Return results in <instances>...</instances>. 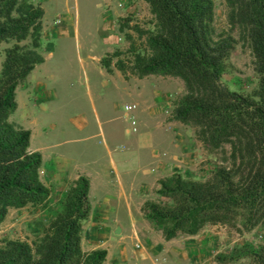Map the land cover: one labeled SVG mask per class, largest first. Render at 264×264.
Returning <instances> with one entry per match:
<instances>
[{"label": "rangeland", "instance_id": "1", "mask_svg": "<svg viewBox=\"0 0 264 264\" xmlns=\"http://www.w3.org/2000/svg\"><path fill=\"white\" fill-rule=\"evenodd\" d=\"M28 1L44 11L38 50L43 63L18 85L9 121L30 131L29 149L41 154L39 176L50 197L42 206L10 209L0 224V245L8 239L32 244L42 236L69 187L83 176L90 184L91 211L82 225L81 247L106 250L103 264H220L217 256L232 258L245 245L264 246L261 227L238 233L227 225H207L195 236L180 234L165 243L142 212L147 201H167L156 194L161 180L179 174L204 181L223 156L206 150L193 127L173 120L174 103L185 94L180 79H139L116 68L118 61L130 65V44L134 53H146V35L137 30H154L149 6L143 0ZM212 1L216 34L234 39L221 83L251 94L258 75L249 42L229 24L227 0ZM14 44H0V71L5 50ZM116 52L107 73L102 60ZM162 245L165 257L166 251L174 253L166 263L144 258Z\"/></svg>", "mask_w": 264, "mask_h": 264}, {"label": "trees", "instance_id": "2", "mask_svg": "<svg viewBox=\"0 0 264 264\" xmlns=\"http://www.w3.org/2000/svg\"><path fill=\"white\" fill-rule=\"evenodd\" d=\"M143 1L154 20L153 31L137 30L146 35V53H134L130 44V65L118 61L116 68L139 79H180L185 94L174 103L173 120L193 127L206 150L223 155L204 181L179 174L161 180L156 194L167 201L145 202V218L166 241L180 234L195 236L207 225H227L238 233L258 226L264 230V0H227L228 22L249 42L254 58L258 85L251 94L221 83L234 39L216 34L212 0ZM43 15V9L28 0H0V44L15 42L5 50L0 71V224L10 209L42 206L50 197L39 176L41 154L29 149L30 131L9 121L17 109L18 85L43 63L38 52ZM27 39L30 43L21 46ZM119 55L102 60L107 73L110 59ZM89 189V180L78 177L42 236L32 244L3 241L0 264H103L106 250L84 252L81 247L82 225L91 211ZM216 259L220 264L241 259L264 264V246L245 245L232 258Z\"/></svg>", "mask_w": 264, "mask_h": 264}, {"label": "crops", "instance_id": "3", "mask_svg": "<svg viewBox=\"0 0 264 264\" xmlns=\"http://www.w3.org/2000/svg\"><path fill=\"white\" fill-rule=\"evenodd\" d=\"M158 144V143H157ZM159 145V144H158ZM159 147V146H158ZM162 148H164V147H162ZM150 150H151V152H153L155 149H153V148H151L150 147ZM128 217H131V219H132V216H128ZM130 219V218H129ZM165 243H168V242H170V241H166L165 239L163 240ZM150 249V248H149ZM150 254H148L147 252H145V254H148V255H146V257H145V254L143 253V256H144V258L146 259L147 257L149 258H151V260H152V258H155L156 260H157V258L159 259L160 258V260H163L164 261V263H166L167 262V257L169 256V257H173V252H168V251H166V257H165V247H164V245H162V247L161 248H158L157 250H153V249H150ZM171 253V254H170ZM149 258V259H150Z\"/></svg>", "mask_w": 264, "mask_h": 264}, {"label": "built area", "instance_id": "4", "mask_svg": "<svg viewBox=\"0 0 264 264\" xmlns=\"http://www.w3.org/2000/svg\"><path fill=\"white\" fill-rule=\"evenodd\" d=\"M132 125H134V121H132Z\"/></svg>", "mask_w": 264, "mask_h": 264}]
</instances>
